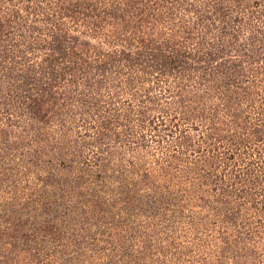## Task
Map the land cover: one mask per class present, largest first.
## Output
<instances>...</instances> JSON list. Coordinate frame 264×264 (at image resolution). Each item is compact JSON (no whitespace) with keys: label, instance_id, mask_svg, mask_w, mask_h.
<instances>
[{"label":"trees","instance_id":"trees-1","mask_svg":"<svg viewBox=\"0 0 264 264\" xmlns=\"http://www.w3.org/2000/svg\"><path fill=\"white\" fill-rule=\"evenodd\" d=\"M0 264H264V0H0Z\"/></svg>","mask_w":264,"mask_h":264}]
</instances>
